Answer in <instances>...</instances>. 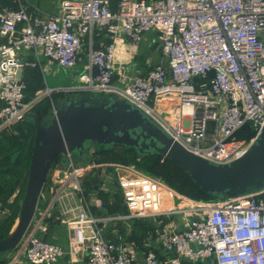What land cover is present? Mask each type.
I'll use <instances>...</instances> for the list:
<instances>
[{
  "label": "built area",
  "instance_id": "2783aa9c",
  "mask_svg": "<svg viewBox=\"0 0 264 264\" xmlns=\"http://www.w3.org/2000/svg\"><path fill=\"white\" fill-rule=\"evenodd\" d=\"M100 30L110 41L95 48L92 39ZM147 31L158 33L168 70L157 65L146 75L129 76L115 65V44L121 35L137 44ZM0 37L8 38L0 41V134L30 112L42 94L26 100L27 85L20 73L40 63L24 59L23 49L40 52L69 69L77 65L85 48L83 84L57 90L113 93L127 99L185 149L215 163L241 157L264 125V0H120L116 10L111 9V0H61L58 12L47 17H32L24 7H2ZM51 90L47 87L44 92ZM171 94L179 101L169 111L178 122L176 127L158 108L161 98ZM245 123L252 125L255 134L240 138L237 132ZM65 161L52 171L55 188L44 215L49 217L65 194L80 195L82 208L66 224L70 249L85 251L86 264H132L134 260L135 244L107 239L101 225L104 219L179 212L184 216L180 229L171 222L157 233L158 242L174 256L159 260L148 250L144 264H180V258L187 264H264V186L215 200L181 195L182 207L169 209L166 201L172 194L179 197L177 192L120 163L114 166L127 213L99 216L93 207L103 208L101 199L95 195L94 202L89 201L83 188V171L93 166L80 164L69 154ZM188 211L193 218L185 216ZM30 225L11 262L22 258L34 264L57 262L63 247L37 234L40 223L34 229Z\"/></svg>",
  "mask_w": 264,
  "mask_h": 264
},
{
  "label": "water",
  "instance_id": "95a60500",
  "mask_svg": "<svg viewBox=\"0 0 264 264\" xmlns=\"http://www.w3.org/2000/svg\"><path fill=\"white\" fill-rule=\"evenodd\" d=\"M28 117L34 136L27 180L16 224L0 239V252L14 249L28 229L52 162L61 155L64 164L66 155L80 157L90 147L101 151L121 145L141 156L162 155L181 166L202 190L220 197L264 186V125L241 157L222 164L188 151L140 108L113 93L80 98L68 95L50 114L47 124L40 122L33 111L18 123Z\"/></svg>",
  "mask_w": 264,
  "mask_h": 264
},
{
  "label": "crops",
  "instance_id": "0c3cea01",
  "mask_svg": "<svg viewBox=\"0 0 264 264\" xmlns=\"http://www.w3.org/2000/svg\"><path fill=\"white\" fill-rule=\"evenodd\" d=\"M60 2L61 0H0V8L5 7V8L16 9L19 7H24L32 17H37V16L47 17L58 12ZM117 5L114 10H116ZM21 25L22 23H19L17 28H20ZM99 33H100L99 39H97L96 36H94L92 39V43L95 48L102 47L103 44L107 43L106 42L107 40L110 41L109 39H107L108 37L106 36L105 31L102 32V30H100ZM7 40H8L7 37H0V41L4 42ZM85 42H88V38H85ZM115 47H116L115 65L116 67H121L124 70V72L129 76H135L138 74L146 75L150 69L154 68L157 65H161L166 70H168L167 57L161 51L160 40L158 39V33L155 31H147L146 33H144L142 39L137 44H131L124 36L121 35L120 39L117 40ZM86 51L87 50L84 48V51L81 53L79 57L77 65H75L72 68L64 70V68L62 69L58 65H56L57 66V69L55 70L56 74L58 72V68L62 69L64 71L65 77L66 78L69 77L70 80L73 81L72 83H63L61 85H57V84L50 85L46 81L47 75L43 69L42 63H46V65L52 67L53 65H55V62H51L47 57H44L40 52L36 53L32 49H23L20 54L24 59L28 61L38 60L40 65H37L35 67H31V66L25 67L21 71L20 77L22 80L25 81V77L27 75L28 69L33 68L39 72L41 79L46 85V88L48 87L51 89H57L71 85H82L83 82L80 79V76L87 71L85 67L87 64ZM61 91L70 92L73 90H68V91L61 90ZM74 92L78 93L75 98L82 97L83 94L81 93H84V91L81 90ZM178 104L179 101L176 98V96L174 94H171L169 96L161 98V100L159 101L158 108L159 111H162L163 113L170 115L169 111L171 109H174L176 106H178ZM58 107L59 106H56V109ZM166 120H169V118ZM212 128H213V123H210L209 132L212 131ZM80 158L79 160H77L78 163L80 161ZM114 165H115L114 162H99V199H101L102 201L103 208L98 209L97 207H93L94 213L99 216L113 215V213H110L108 207L104 204L103 201L105 199L103 198L106 197V199L109 202L108 204L112 205L117 198L116 196L117 191L120 194L119 201L124 205L122 201L120 187L118 184V175ZM52 171L53 168L52 169L50 168L49 174L41 191L37 208L33 216V219L31 221L30 228L34 229L40 223L42 228H39L40 230L36 231L37 234L63 247L64 249L63 255L59 258L57 262L53 264H86L85 251L73 252L68 244L69 227L66 224V221L72 218L76 214V212L82 208L80 202L78 201V198L75 195L67 196V194L60 197L56 201L55 207L51 212V214L49 215V217L45 218L44 212L48 205V202L52 201L53 199V188H55V182L52 178V175L56 170L54 169V172ZM17 193L18 190L14 192L10 201L17 195ZM180 196H181L180 194L179 197L178 195L172 194L171 201H166L165 206L169 207V209L176 208L178 205L182 207L183 202H179L178 204H175V197L180 198ZM94 198L95 195L91 196L92 199L91 202H94ZM174 214L175 213H172L170 215L167 214L164 216L157 215L156 217H140V218H146V220L149 221L151 224V228L148 230L145 238H143L142 240L141 239L139 240L138 238L131 239V235L133 233V226L136 219L133 218L124 219V220L104 219L101 225L103 226L105 237L107 239L112 240L114 242L119 241L120 239H127L128 241H132L135 244L134 260L132 264H144L143 261L144 253L148 250L154 251L159 260L165 259L166 257L174 256L172 253L167 252L161 246V244L158 242L157 239L158 238L157 233L162 232L163 229L166 226H168V224L171 222L174 224L175 229L181 228L182 222H178L174 217ZM129 228L131 230L130 231L131 234L129 231H126ZM13 252L14 249L5 251L4 253H0V258H4L6 259V261L9 258V262L6 264H34L28 261L26 258H22L16 263H12L11 258ZM208 260L209 259H207V261ZM179 263L187 264L188 262L180 258ZM201 263H202L201 261H198L196 264H201Z\"/></svg>",
  "mask_w": 264,
  "mask_h": 264
},
{
  "label": "trees",
  "instance_id": "16d2710c",
  "mask_svg": "<svg viewBox=\"0 0 264 264\" xmlns=\"http://www.w3.org/2000/svg\"><path fill=\"white\" fill-rule=\"evenodd\" d=\"M118 1L119 0H111L112 10L115 9ZM96 37L99 39V35ZM106 42L109 41L107 40ZM211 75L212 72L209 73V77ZM25 81L27 83L25 90L26 100H28V97L33 96L35 91L40 88V86L42 87V79L39 72L36 69L31 68L27 71ZM77 94L78 93L74 91H58L53 94V99L57 106H60L66 101L68 95L75 98ZM81 94L84 96L92 95L88 92ZM104 95L105 94L102 93L99 94L100 97ZM32 111L37 115V118L40 122H46L49 120V116L51 114L50 101H42L35 108H32ZM27 130L30 131L28 135ZM254 134L255 130L250 123H245L237 132V135L240 138H249ZM33 136L34 126L32 124L31 118H27L21 124L15 123L10 129L2 131L0 134V203L2 204V209H7L8 211L7 215L2 217V220L0 221V239H2L11 230L18 215L20 198L22 199L23 197L27 180ZM25 139L26 142L24 141ZM94 154L99 155L98 157L96 155L94 156V160L96 159L95 161L97 163L117 162L123 164H134L142 171L162 178L169 187L180 193L188 195L192 199L205 201L215 200L220 197L219 195H212L202 190L192 181V179L181 166L162 155L152 154L141 156L136 153L135 149H128L121 145H114L110 149L95 151ZM75 158L79 160L80 157ZM91 158L92 157H89L88 160H91ZM60 164H62L61 161ZM52 168L53 163L51 164V169ZM88 175H90V173H88ZM97 184V176L96 178L92 179H90L89 176L85 178L83 186L85 188L86 194L96 188ZM16 190H18L17 195L10 201ZM116 196L117 198L112 205L108 204V200L106 197H104V204L108 207L110 213H127L126 206H124L119 201L120 194L118 191L116 192ZM133 219L136 220L134 222L131 239L138 238L139 240H142L145 238L148 230L151 228V224L146 220V218ZM5 262L6 259L0 258V264H4Z\"/></svg>",
  "mask_w": 264,
  "mask_h": 264
},
{
  "label": "rangeland",
  "instance_id": "374dc122",
  "mask_svg": "<svg viewBox=\"0 0 264 264\" xmlns=\"http://www.w3.org/2000/svg\"><path fill=\"white\" fill-rule=\"evenodd\" d=\"M51 62H53V61H51ZM43 64V69H44V71H45V73H46V81L50 84V85H54V84H57V85H61V84H63V83H72L73 81L72 80H70V78L68 77V78H66L65 77V75H64V71L62 70L64 67H62V66H60V65H58L56 62H55V65H53L52 67H50L49 65H46V63H42ZM56 65H58L60 68H62V69H59L58 68V72H57V74H56V69H57V66ZM64 70H67V68H64ZM85 72V71H84ZM46 90V85H45V83L43 82V80H42V87L40 86V88H38L36 91H35V93H34V95L33 96H31V97H28V99L30 100V99H32V98H34L36 95L38 96L39 95V93H42V94H40V96L38 97V98H36V100H35V103H34V105L32 106V108H35L38 104H40L42 101H45V100H48V101H50V104H51V112H52V110H53V107H56L57 106V104L55 103V101H54V99H53V97H54V93H56V92H58V91H61V90H57V89H52L51 91H48V92H44ZM32 108H31V111H32ZM160 113H161V115H162V117L163 118H166V119H168L169 118V120H170V124L173 126V127H176L177 126V120L174 118V117H172V116H170V115H168V114H166V113H163L162 111H160ZM29 118V117H28ZM27 119V118H26ZM25 119V120H26ZM95 153V151H94V147H90L89 149H87V150H85L84 152H83V155H82V157L80 158V161H79V163L80 164H84V163H87V165H90V166H93L92 168H90L89 170H85V171H83V182H84V179L85 178H87L88 176L90 177V179H92V178H96V176H97V179H98V184H97V187L96 188H94L93 190H91L90 192H88L87 194H86V192H85V188H84V186H83V188H84V192H85V194L86 195H88V197H90L89 198V201H92V199H91V196H94V195H97L98 197H99V163H97L95 160H94V156L96 155V154H94ZM97 157L99 156V155H96ZM89 157H92L91 158V160H88V158ZM85 158H87V160L85 159ZM60 161H61V155L59 156V157H57L56 159H55V161L54 162H52L53 163V169H55L56 167H58V166H60ZM76 161H77V159H76ZM87 161V162H86ZM78 162V161H77ZM92 162V163H91ZM115 164H120V163H117V162H114ZM79 164V165H80ZM121 164H123V163H121ZM129 165H132V167L135 169V170H137V171H139L140 173H143V174H146V175H148V176H151V177H154V178H157V179H159V180H161L164 184H166V185H168L162 178H160V177H157V176H154V175H151V174H149V173H146V172H144V171H142L141 169H139V168H137L134 164H129ZM88 173H90V175H88ZM49 174V173H48ZM93 174H97V175H93ZM106 176H108V175H106ZM106 184V183H105ZM175 192H177L178 194H180V195H183V196H186V197H188V198H190V199H192L191 197H189L188 195H186V194H183V193H180V192H178V191H176L175 189H173ZM75 194V196L78 198V201L79 202H81V197H80V195L79 194H76V193H74ZM195 200V199H194ZM20 202H21V198H20ZM179 202H184L182 199H180V198H177V197H175V204H178ZM82 203V202H81ZM185 203V202H184ZM19 205H20V203H19ZM2 204L0 203V221L2 220L1 218L2 217H4V216H6L7 215V213H8V211H7V209H2ZM185 216H187L188 218H193L194 217V213L193 212H186L185 213ZM174 217L176 218V220L178 221V222H182V220H183V213H175L174 214ZM16 220H17V218H16ZM119 220H121V219H119ZM123 220V219H122ZM16 222V221H15ZM14 226V225H13ZM13 226H12V228H13ZM11 228V229H12ZM126 231H131L130 230V228L129 229H127ZM130 234H131V232H130ZM4 253V252H3ZM9 262V258H8V260L4 263V264H6V263H8Z\"/></svg>",
  "mask_w": 264,
  "mask_h": 264
},
{
  "label": "flooded vegetation",
  "instance_id": "af4514ba",
  "mask_svg": "<svg viewBox=\"0 0 264 264\" xmlns=\"http://www.w3.org/2000/svg\"><path fill=\"white\" fill-rule=\"evenodd\" d=\"M85 93V92H84ZM91 98V97H90ZM49 121L47 120L46 122H43L44 124H47ZM62 157V156H61ZM81 157V156H80Z\"/></svg>",
  "mask_w": 264,
  "mask_h": 264
},
{
  "label": "clouds",
  "instance_id": "9594fccd",
  "mask_svg": "<svg viewBox=\"0 0 264 264\" xmlns=\"http://www.w3.org/2000/svg\"><path fill=\"white\" fill-rule=\"evenodd\" d=\"M75 158V157H74ZM61 159H62V157H61Z\"/></svg>",
  "mask_w": 264,
  "mask_h": 264
},
{
  "label": "bare ground",
  "instance_id": "6f19581e",
  "mask_svg": "<svg viewBox=\"0 0 264 264\" xmlns=\"http://www.w3.org/2000/svg\"><path fill=\"white\" fill-rule=\"evenodd\" d=\"M16 224V223H15Z\"/></svg>",
  "mask_w": 264,
  "mask_h": 264
}]
</instances>
